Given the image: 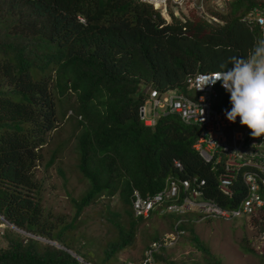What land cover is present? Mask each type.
Returning <instances> with one entry per match:
<instances>
[{"label":"trees","instance_id":"obj_1","mask_svg":"<svg viewBox=\"0 0 264 264\" xmlns=\"http://www.w3.org/2000/svg\"><path fill=\"white\" fill-rule=\"evenodd\" d=\"M255 3L232 0L225 11H211L220 18L213 23L194 14L184 20L171 14L164 22L139 0H0V264H81L75 256L85 260L84 244L76 246L69 233L81 209L99 196H116L128 218L126 227L115 223L117 237L103 249V260L110 259L142 219L128 209L132 189L141 195L159 190L177 174L174 159L182 175L205 179L207 197L226 204L216 173L192 148L197 127L168 112L145 126L137 107L145 87L190 94L187 76L250 56L264 37L241 17ZM214 106L231 108L225 90ZM69 117L76 168L88 188L71 199L74 213L65 223L44 210L33 170L49 133ZM53 160L52 154L46 166ZM254 216L264 222V212ZM185 229L201 254L190 264H224L191 226ZM245 250L264 264V247Z\"/></svg>","mask_w":264,"mask_h":264},{"label":"built area","instance_id":"obj_2","mask_svg":"<svg viewBox=\"0 0 264 264\" xmlns=\"http://www.w3.org/2000/svg\"><path fill=\"white\" fill-rule=\"evenodd\" d=\"M139 1L158 10L165 20L171 14L181 20L194 14L206 21L219 23L220 18L211 11H225L232 0ZM255 1L241 21L249 29L256 27L259 36L264 37V0ZM218 71L187 76L185 84L191 91L189 95L174 90L159 93L150 89L137 107L138 118L145 126H153L159 115L168 112L175 113L182 122L197 127L192 148L216 173L215 187L226 202L221 205L207 197L204 192L206 181L197 176L168 177L162 189L144 196L133 189L130 205L134 216L146 217L155 211L158 214L171 213L176 217L171 231L150 241L142 250L138 264H162L156 256L161 254V249L173 245L184 234L181 225L185 222L247 218L264 212V136L253 138L250 130L240 125L239 117L235 123L226 119L224 112L231 108L214 106L219 90H224L220 82L200 89L201 74L211 75ZM173 166L181 171L182 166L177 160L173 161ZM235 181L242 185L241 189H235ZM259 240L264 241V228Z\"/></svg>","mask_w":264,"mask_h":264},{"label":"rangeland","instance_id":"obj_3","mask_svg":"<svg viewBox=\"0 0 264 264\" xmlns=\"http://www.w3.org/2000/svg\"><path fill=\"white\" fill-rule=\"evenodd\" d=\"M148 89L145 87L142 90L145 93ZM66 115H70V112ZM73 129L70 117L59 122L57 128L49 133L47 142L41 148L42 159L33 170L34 179L40 184V201L44 210L65 223L73 217L71 199L78 200L88 188V182L76 168ZM52 154L54 160L46 166ZM122 208L116 196H99L81 209L69 234L75 239L76 246L78 242L84 244L85 260L94 264H121L123 260L124 264H137L143 248L152 238L171 231L172 219L168 214L143 218L135 226L129 244L104 261V247L117 237L115 223L127 226L128 218L122 215ZM114 211L121 214L120 218L116 219L112 215ZM261 224L264 222L259 216L231 220L211 219L193 224L192 230L224 264H262L258 256L245 250L246 247L256 251L263 249L264 241L259 240L263 230ZM2 227L0 224V230ZM183 235L175 245L161 250L163 257L186 264L199 261L201 254L190 243V233L186 231Z\"/></svg>","mask_w":264,"mask_h":264},{"label":"clouds","instance_id":"obj_4","mask_svg":"<svg viewBox=\"0 0 264 264\" xmlns=\"http://www.w3.org/2000/svg\"><path fill=\"white\" fill-rule=\"evenodd\" d=\"M156 11H158V10H156ZM158 13H159V11H158ZM160 16L162 17L164 22H168L170 20V17H171V15H169V18L167 20H165L162 15H160ZM229 64L232 65L230 68L228 67ZM219 67H220V70L214 74H211V75L201 74L200 80L202 82V86L200 87V89H202L205 85H214L216 82H220L223 89L229 94V102L231 104V109L225 110V112H224L226 119L230 123H235L237 120V117H239L240 125L246 126L250 130V135L253 138L264 136V40H260L254 46V48L252 50V54L250 56L243 57V58H232L230 60V62L222 63ZM206 72H208V71H206ZM186 88H187V86H186ZM149 90H150V88L145 92L144 98L147 96V93ZM168 90H174V89H168ZM165 91H167V90H165ZM174 91L177 92L176 90H174ZM189 92L191 94L190 90H189ZM177 93H179V92H177ZM187 95H189V94H187ZM181 173H182V168H181V171H177V174H174V175L184 176ZM174 175H170L168 177H171ZM192 176H195V175H192ZM165 180H164L162 187L165 184ZM162 187L160 189H162ZM135 190H137V189H135ZM150 194H152V193H150ZM130 196H131V194H130ZM142 196H144V195H142ZM129 200H130V197H129ZM129 209H130L132 216L134 218L140 217L143 219V218H147L150 215H157V216L163 215V214H158L155 211H153V212H150V214L146 217L134 216V214L131 210L130 202H129ZM164 214H168L169 217H171L172 220H171L170 227L172 230V223L176 217L174 216V214H171V213H164ZM238 218H240V217H238ZM193 224H196V223H192V222L188 221V222H185L184 224H182L181 228H183L184 233L186 232L185 228L190 227V226L192 228ZM161 236H158V237H161ZM182 236H184V235H181V237ZM158 237L153 238L152 240H155ZM37 238H39V237H37ZM152 240H150V241H152ZM177 241H178V239L176 240V242L173 245H175L177 243ZM48 242H51V241H48ZM173 245H171V246H173ZM168 247H170V246H168ZM168 247L163 248V249H167ZM75 257L82 264H90L89 262L83 260L79 256H75ZM140 258H141V256H140ZM156 258L158 259V261H160L162 264H164L161 260L163 258L162 252L160 255H157ZM124 263H125V261L123 260L121 264H124ZM128 264H132V263L128 262Z\"/></svg>","mask_w":264,"mask_h":264},{"label":"water","instance_id":"obj_5","mask_svg":"<svg viewBox=\"0 0 264 264\" xmlns=\"http://www.w3.org/2000/svg\"><path fill=\"white\" fill-rule=\"evenodd\" d=\"M0 219H3L1 216H0ZM7 224L10 226V227H12L13 229H15V230H17V231H19V232H23L22 230H19V229H17L15 226H13L12 224H10V223H8L7 222ZM45 241H47V240H45ZM50 243H52V244H55V243H53V242H50ZM56 245V244H55ZM67 252H69L70 254H72L73 255V253L69 250V249H67V248H64Z\"/></svg>","mask_w":264,"mask_h":264}]
</instances>
